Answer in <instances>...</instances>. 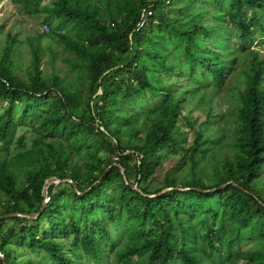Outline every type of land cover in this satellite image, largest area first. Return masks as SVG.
<instances>
[{
    "label": "trees",
    "instance_id": "16d2710c",
    "mask_svg": "<svg viewBox=\"0 0 264 264\" xmlns=\"http://www.w3.org/2000/svg\"><path fill=\"white\" fill-rule=\"evenodd\" d=\"M2 1L0 216L84 192L0 219L6 264H264V0Z\"/></svg>",
    "mask_w": 264,
    "mask_h": 264
},
{
    "label": "rangeland",
    "instance_id": "374dc122",
    "mask_svg": "<svg viewBox=\"0 0 264 264\" xmlns=\"http://www.w3.org/2000/svg\"><path fill=\"white\" fill-rule=\"evenodd\" d=\"M4 3L5 1H2L0 3V7L3 6ZM9 10H11V7L10 8L4 7V9H1V13H0L1 15L3 14L4 16L8 15V20L6 21L7 27H9L11 24H13L17 20L15 16L11 15ZM22 19L21 21L19 20L17 21L16 27L13 30L14 32L20 33V39H19L20 41L17 43L15 47L16 53L14 55V60L16 61V66L23 72L28 67V63H30L29 60L31 57L29 46L26 40V35L32 32V29H34V31H39L40 33H43L42 28L44 24L41 23L40 17H29L27 15H23ZM51 34H52V30H50L49 33L45 34L44 39L42 40V44L44 46L51 45L55 49H59L56 39ZM262 40H263V37L261 36L258 38L256 43H258L257 46L258 47L260 46L259 48L262 51H264V42H262ZM46 60L47 59H45L44 62H46ZM58 62L60 63L61 66H64V63L61 61L60 55L58 57ZM222 96H224V92L222 93ZM216 102H217L216 114H221L227 108V101L224 100L222 97V98L216 99ZM133 103L139 109H145L148 107H155V105H158V100H149L147 97H145L144 94H141L140 97L136 98ZM5 105L6 103L0 104V115H4L3 107ZM194 114L195 115L199 114V110L194 111ZM203 118H204V114L201 113L200 119H203ZM5 120H6V116H3V118L0 120V126L4 123ZM23 133H26L28 135L31 134V132L25 128H21L17 132L18 135L23 134ZM89 173L92 177H96V175L92 174L91 172ZM247 244H248V248L251 247V242Z\"/></svg>",
    "mask_w": 264,
    "mask_h": 264
},
{
    "label": "water",
    "instance_id": "95a60500",
    "mask_svg": "<svg viewBox=\"0 0 264 264\" xmlns=\"http://www.w3.org/2000/svg\"><path fill=\"white\" fill-rule=\"evenodd\" d=\"M100 93H102V89L99 90V92H98L97 94H100ZM97 94H96V95H97ZM96 95H95V96H96ZM102 128H103V127H102ZM115 165H116V166H117V165L120 166L121 171H122V173H123V175H124V177H125L126 182L129 183V181H128L127 177H126V168H125L124 166H122L121 163H119V162H113L112 164H110V165L105 169V171H104L103 173L100 174V176H99L97 179L94 180L93 184H92L88 189H90L92 186H94L95 184H97V183L103 178V176L106 174V172L110 169V167L115 166ZM62 181H69V182L73 183L74 186H75V188L77 189V191H78L79 193H84V192H80V191L78 190L76 184L73 182V180H72L71 178H63V179H61V178H59V177L54 176V177L49 178V179L45 182L44 189H43V195H44L45 199H44V202H43V205H42V208H41L40 211H38V212H12V213H6V214L1 215V216H0V219H6V218H10V217H22V218H28V219H36V218H38V216L40 215V213L42 212V210L46 207V205H47V203H48V201H49V199H50V196H49V194H48V188H49V186H50L51 184L58 185V184H59L60 182H62ZM228 184H234V185H237L236 182L230 180V181H228L227 183H224V184L220 185V186L217 187V188H212V189H200V188H199V190H200V191H205V192L215 191V190H218V189H221V188L225 187V186L228 185ZM132 187H133L134 189L138 190L139 192H141L143 195H145V196H150V197H155V196H157V195H160V194H162V193H164V192H166V191L171 190V189L174 188V187H166V188H164L163 190H161L159 193H156V194H147V193H144V192L138 187L137 184H132ZM175 188H177V189H182V190L190 189V187H175ZM88 189H87V190H88ZM0 258L4 261L3 264H6V262H5V260H6L5 255H4V253H3L1 250H0Z\"/></svg>",
    "mask_w": 264,
    "mask_h": 264
},
{
    "label": "built area",
    "instance_id": "2783aa9c",
    "mask_svg": "<svg viewBox=\"0 0 264 264\" xmlns=\"http://www.w3.org/2000/svg\"><path fill=\"white\" fill-rule=\"evenodd\" d=\"M142 24H143V21L139 25L142 26ZM49 31H50L49 25L48 24H44L43 28H42V32L48 33Z\"/></svg>",
    "mask_w": 264,
    "mask_h": 264
}]
</instances>
